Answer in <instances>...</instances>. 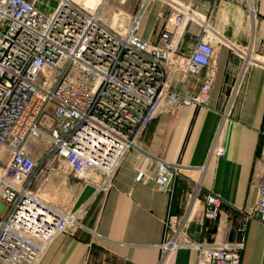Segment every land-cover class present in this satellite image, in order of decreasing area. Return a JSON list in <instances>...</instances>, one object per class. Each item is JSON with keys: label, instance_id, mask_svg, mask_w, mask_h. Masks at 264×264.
Segmentation results:
<instances>
[{"label": "built area", "instance_id": "built-area-1", "mask_svg": "<svg viewBox=\"0 0 264 264\" xmlns=\"http://www.w3.org/2000/svg\"><path fill=\"white\" fill-rule=\"evenodd\" d=\"M189 18L177 11L163 25L157 45L136 34L140 15L122 29L74 0H58L50 13L36 0H0V264H39L55 236L77 224L75 212L39 196L42 165L61 160L84 185L104 190L162 108L208 100L214 42L201 36L188 54L179 52ZM166 66L196 77L204 70L198 91L168 89ZM34 142L45 144V164L34 153ZM156 162L154 176L137 169L136 181L153 178L172 192L180 166ZM258 178L255 211L264 221V156ZM204 203L203 216L217 218L220 197L207 194ZM186 220L187 215L180 222L169 217L173 234L164 251L191 245L196 264H240L243 235L221 243L192 242L179 238Z\"/></svg>", "mask_w": 264, "mask_h": 264}, {"label": "crops", "instance_id": "crops-1", "mask_svg": "<svg viewBox=\"0 0 264 264\" xmlns=\"http://www.w3.org/2000/svg\"><path fill=\"white\" fill-rule=\"evenodd\" d=\"M36 1L47 13L58 3ZM87 1L96 8L103 0ZM110 2L113 6L116 0ZM124 3L119 1L122 9L117 14L126 26L140 15L136 34L157 45L163 25L177 11L193 14L178 50L188 54L201 36L212 38L209 98L198 106L162 108L127 150L109 186L104 190L84 186L79 207L70 210L76 213L77 224L55 236L39 264H196L197 252L191 245L162 248L173 234L172 215L177 222L187 215L179 238L221 243L243 235L240 264H264V221L255 211L264 156V0ZM203 74L204 70L196 77L166 66V86L182 94L195 93ZM216 147L222 148L221 155L212 152ZM157 159L180 166L172 192L153 178L135 179L137 169L154 176ZM207 194L221 199L215 219L203 216Z\"/></svg>", "mask_w": 264, "mask_h": 264}, {"label": "rangeland", "instance_id": "rangeland-1", "mask_svg": "<svg viewBox=\"0 0 264 264\" xmlns=\"http://www.w3.org/2000/svg\"><path fill=\"white\" fill-rule=\"evenodd\" d=\"M110 1L111 0H103V3L101 5H98V7H93V9H86L91 12L96 11L97 13H99V16L107 25L112 27H118L119 25L122 26V29H124L126 23L124 21V18H122V16L118 14V19L116 20L115 25H111L113 22L112 16L114 15V13L120 11L122 7L119 4L120 0H116L113 6H111ZM139 1L141 0H134V2ZM124 2V4H126L127 0H124ZM116 5H119V8ZM33 145L34 153H36L37 156L41 159L44 158L43 153L45 152V144L42 142H34ZM42 160L43 164H45V160L47 161V159ZM48 162V165H42L45 167V171H42V176L40 175V178H38L39 181L37 182V185L39 186L37 189L39 196L46 202H48V204L60 210H75L77 207H79L82 196L86 194L82 193L84 192L85 185L72 173H68L69 171L66 169V167H64L61 160L55 161L54 159L49 160ZM91 187H87L86 190H92V188L94 189V187ZM81 193L82 195L79 197Z\"/></svg>", "mask_w": 264, "mask_h": 264}, {"label": "bare ground", "instance_id": "bare-ground-1", "mask_svg": "<svg viewBox=\"0 0 264 264\" xmlns=\"http://www.w3.org/2000/svg\"><path fill=\"white\" fill-rule=\"evenodd\" d=\"M75 1V0H74ZM76 3H78V4H80V5H82L83 7H85V8H91V9H93V7L91 6V5H89V2L87 1V0H76L75 1ZM103 3V1L101 2V4ZM100 4V5H101ZM99 10V9H98ZM189 16L190 17H194L193 16V14H189ZM118 19V17H117V12L116 13H114V15L112 16V20H113V22H112V24L111 25H115V23H116V20ZM198 200V199H197ZM193 202V201H192ZM190 206V205H189Z\"/></svg>", "mask_w": 264, "mask_h": 264}]
</instances>
